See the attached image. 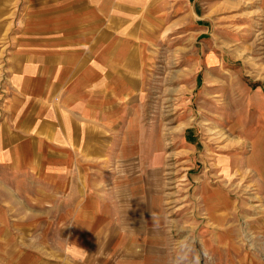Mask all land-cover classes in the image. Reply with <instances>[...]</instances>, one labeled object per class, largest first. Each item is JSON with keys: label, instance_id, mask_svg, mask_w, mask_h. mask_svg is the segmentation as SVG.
Returning <instances> with one entry per match:
<instances>
[{"label": "crops", "instance_id": "obj_1", "mask_svg": "<svg viewBox=\"0 0 264 264\" xmlns=\"http://www.w3.org/2000/svg\"><path fill=\"white\" fill-rule=\"evenodd\" d=\"M91 1L0 21V264H173L164 165L126 115L125 6Z\"/></svg>", "mask_w": 264, "mask_h": 264}, {"label": "rangeland", "instance_id": "obj_2", "mask_svg": "<svg viewBox=\"0 0 264 264\" xmlns=\"http://www.w3.org/2000/svg\"><path fill=\"white\" fill-rule=\"evenodd\" d=\"M106 1L125 6L126 115L164 165L173 264H264V0ZM37 2L0 0V21Z\"/></svg>", "mask_w": 264, "mask_h": 264}]
</instances>
